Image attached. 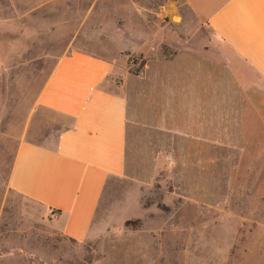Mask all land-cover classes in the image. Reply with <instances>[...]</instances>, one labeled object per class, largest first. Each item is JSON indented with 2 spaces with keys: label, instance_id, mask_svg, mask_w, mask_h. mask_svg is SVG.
Wrapping results in <instances>:
<instances>
[{
  "label": "rangeland",
  "instance_id": "obj_1",
  "mask_svg": "<svg viewBox=\"0 0 264 264\" xmlns=\"http://www.w3.org/2000/svg\"><path fill=\"white\" fill-rule=\"evenodd\" d=\"M213 42L184 0H0L2 251L16 243L28 264H264L261 118H254L253 145L244 134H226V147L211 141L204 175L185 164V149L160 142L156 150L147 147L150 161L138 142L129 175L107 185L85 241L62 236L6 184L17 140L29 126L42 133L37 124L55 116L34 105L63 52L77 48L113 58L111 78L119 82L142 69L144 57L133 51L150 55L156 48L169 57ZM57 129L44 126L51 135Z\"/></svg>",
  "mask_w": 264,
  "mask_h": 264
},
{
  "label": "crops",
  "instance_id": "obj_2",
  "mask_svg": "<svg viewBox=\"0 0 264 264\" xmlns=\"http://www.w3.org/2000/svg\"><path fill=\"white\" fill-rule=\"evenodd\" d=\"M184 1L210 29L212 44L169 57L156 48L150 55L133 51L143 55L144 66L119 82L111 78L113 58L69 49L37 94L34 108L55 116L36 121L42 133L29 126L17 140L6 184L62 236L92 237L105 189L129 175L138 142L150 161L148 148L156 150L160 142L185 149V164L202 175L211 141L226 147V134H244L254 144V118L264 120V0ZM45 124L56 125V134L44 132ZM165 158L173 164L170 154ZM4 241L0 264H28L18 244L2 251Z\"/></svg>",
  "mask_w": 264,
  "mask_h": 264
},
{
  "label": "trees",
  "instance_id": "obj_3",
  "mask_svg": "<svg viewBox=\"0 0 264 264\" xmlns=\"http://www.w3.org/2000/svg\"><path fill=\"white\" fill-rule=\"evenodd\" d=\"M144 63H145V60L142 59L141 63H140V69L144 66ZM131 73L137 75L139 73V71H131Z\"/></svg>",
  "mask_w": 264,
  "mask_h": 264
}]
</instances>
